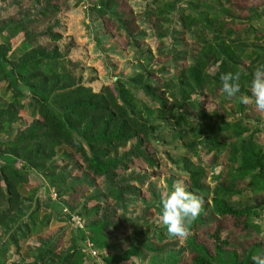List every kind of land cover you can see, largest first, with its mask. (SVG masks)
Masks as SVG:
<instances>
[{"label":"trees","instance_id":"1","mask_svg":"<svg viewBox=\"0 0 264 264\" xmlns=\"http://www.w3.org/2000/svg\"><path fill=\"white\" fill-rule=\"evenodd\" d=\"M231 1L226 0L229 10L234 8ZM116 5L115 0H96L91 15L103 22L104 30L108 23L118 32L125 31L123 36L127 40L131 34L127 32L128 27L132 24L128 21L132 19ZM218 6L228 15V8L221 3ZM40 8L41 17L59 13L51 0H45ZM250 11L252 15L257 11L264 17V6L262 11L253 8ZM150 15L155 26L161 25V20L157 19L168 21L160 10H153ZM249 15L248 11L243 20H248ZM30 18L26 14V22L0 21V227L4 228L7 237L0 246V264H6L11 251L16 252L24 264H85L87 258L95 264L90 255L86 257L82 252V242L89 241L96 249L104 251L109 247V238L126 236L123 225L118 222L110 224L106 213L99 220L97 216L93 221L88 219L83 230L77 228L66 251L57 254L59 244L54 241L39 248L24 249L30 239L46 233L54 221L52 219H59L57 217L64 211H75L64 199L74 192L77 179L58 170L57 164L73 160V154L78 156L82 169L86 171L82 184L94 189L95 180L103 179L108 187L105 197L113 200L116 209L124 210L126 202L133 203L124 200V195H131L135 188L128 184L122 189L113 181L116 172L130 168L134 160H141L146 167L157 168L153 158L143 151L144 145H150L160 124L168 122L171 126L168 131L181 143L179 152L189 171L188 189L203 201L200 216L189 224V230L197 231L200 226L211 223V219L205 217L207 211L212 220L214 218L212 222L216 221L213 233L208 236L213 244L212 252L205 244L199 243L194 234L187 239L184 252L189 257L188 264H253V256L264 254L261 244L247 246L239 238L237 241L224 238V229L219 223L221 219L229 218L236 228L250 231L254 212L251 208H239L233 204L242 199V193L235 188L243 184L248 191L264 193V152L252 138L250 118L244 116L233 123L226 121L235 113L233 108L224 106L236 102L241 96H251L249 88L253 73L264 65V45L254 43L249 46L241 40V19L223 22L213 18L210 35L196 36L190 41L188 50L181 54L191 56V63L176 72V84L166 82L160 90L141 72L128 81L116 79L112 86L95 91L82 84L80 76H75L83 66L69 59L72 45L60 47L62 36L53 32L57 24L46 29L44 35L52 45L43 47L36 42L32 28L25 26L27 22L32 23ZM180 21L183 28L178 35H183L194 27L197 19L189 9H184ZM230 24L236 27L231 28ZM20 34V49L11 53L9 45ZM254 40L260 43L262 38L255 36ZM215 66L213 74L209 73ZM228 72L239 74L241 92L224 100L214 112H208L204 102L197 99L214 100L224 94L220 77ZM132 90L143 93L155 107L139 104ZM239 111L244 112V105ZM21 113L32 119L29 124H21ZM255 120L259 123L258 116ZM260 126L259 123L255 134ZM131 141H134L133 149L117 158V152ZM200 145L207 152L225 150L226 153L229 170L223 179L225 184L220 182L212 191L203 183L206 178L203 168L191 165L192 158L197 159L200 155ZM31 173L47 183L44 188L55 189L56 200L48 198L42 203L37 198V189L26 188ZM135 181L143 182L141 179ZM93 197L96 202H103L102 198ZM99 212L100 208L89 210L85 202L77 215L95 217ZM152 213H156L154 208H146L140 221L141 228L138 220H125L126 225H131L129 228L136 227L129 249L123 255L113 254L109 259L105 258L104 264H122L132 257H141L145 251L159 257L177 247L173 242L176 238L165 236L167 232L162 224H158V227L162 226L161 230L154 229L157 240L155 247L151 245L149 233L153 227L148 221ZM71 216L68 213L62 218L72 220ZM109 227L111 231H108ZM169 260V264H186L185 258L178 255L169 257Z\"/></svg>","mask_w":264,"mask_h":264},{"label":"rangeland","instance_id":"2","mask_svg":"<svg viewBox=\"0 0 264 264\" xmlns=\"http://www.w3.org/2000/svg\"><path fill=\"white\" fill-rule=\"evenodd\" d=\"M115 1L116 6L120 7L122 13L132 19L130 21L127 20L128 22H132L128 27L127 32L130 31L131 34L127 40L123 36L125 35V31L118 32L108 23L104 30L102 26L103 22L95 20L94 15H91V9L96 0H51L52 5L57 6L59 13L52 12L46 17H41L39 14L41 9L40 4L44 5L45 0H39V2L38 0H0V21L11 20L14 22L23 20L26 22L27 20L24 19V16L26 14L30 15L32 23L27 22L25 26L32 28L37 37L36 42L43 47H50L52 45L50 40L44 35L46 29L57 24L53 32L60 33L62 36L60 47L72 45L69 59L83 66L77 71L75 76H80V82L95 91L105 86H112L116 79L128 81L132 76L141 72L145 76L150 77V81L156 84L155 86L160 88V90L163 89L166 82L167 84H176V72L191 63V56L184 57L181 54L184 50H188L190 41L196 36L206 33V36L210 35L209 33L212 30L210 24L213 22V18L223 22H229L232 18L241 19V25L239 26V29L242 30L239 32L241 40L249 43V46L255 45L254 43L264 45V17L257 11H254L255 13L252 15V11H250V8L262 11L264 0H232L233 10H229L230 6L226 0ZM218 3L228 8V15L224 14ZM237 3L241 7L240 9H238ZM184 9H189L192 16L197 19V22L190 31L183 35H178V32H182L183 28L180 15ZM153 10L162 11L163 16L168 21H164L161 18L157 19L161 20V25L157 24L155 26L154 20L150 17V12ZM248 11L250 12V18L243 20V16H246ZM230 26L231 28L236 27H233L231 24ZM255 36L259 39L262 38V41L260 43L255 42ZM21 42L22 35L20 34L9 45L10 52L14 53L16 52L15 50H19ZM216 67H211L209 73L213 74ZM132 94L139 104H146L150 108L155 107V104L140 91L136 92L132 90ZM226 99V95L221 94L214 100L212 98L206 100L204 97H199L197 100L198 102H204V107L208 112H214L216 108L222 105L221 103L224 104V100ZM242 105H244V112L241 113L239 110ZM224 106L226 108H233L232 110L235 113L234 117L226 118V121L233 123L244 116L248 119L250 118L252 138L264 152V112L257 110L254 104L242 103L240 99L234 103L228 102ZM256 116L259 117L261 126L258 129L259 132L255 134L259 124L255 120ZM20 118L23 125L29 124L32 120L23 113H21ZM168 130H171L170 123H161L160 128L155 132L151 144L144 145V150L142 149L147 156L153 158L158 166L157 168L146 167L145 163L141 160H134L130 168L125 171L116 172L117 176L114 177L113 181L122 187V189L128 184H131L135 188V191L131 195H124V200H131L133 202L130 204L126 202L124 210L116 209L113 200L105 197L108 187L103 179H94V189H89L88 187L91 186L82 184L84 183L82 181L85 180L83 176L86 174V171L82 169L83 164L78 156L73 154V160L69 162L62 161L57 164L58 170L77 179L73 185L74 192L64 199L70 206L75 208V211L71 212L64 209L67 211L63 210L64 212L61 216L57 217L59 219H52L54 221H51L46 233L30 239L24 244V249L39 248L40 245L48 241H54L59 244L57 254L61 251H66L71 245L72 238H74L78 229L72 220L63 219V215L70 213L72 218L78 216L82 220V224L83 222L86 224L88 219L93 221L97 216L96 219L99 220L106 213L110 219V224L118 222L121 226L123 225V230H126L125 237L120 238L121 236L119 235V238H116L117 236L109 238V247L104 248V251H107L106 258L109 259L113 254L123 255L129 249L133 239L132 232L136 228L134 225L129 228L128 226L131 225H126L125 220H138V225L141 228L142 223L140 221L146 208H154L156 211V213H152L148 221L150 227H153L149 233V241L155 247L154 244L157 239L154 229L161 230L162 228V226L158 227V224H161L160 200L162 196L166 195L177 181H183L186 186L188 185L189 171L184 158L179 152L181 146L180 140L173 139L171 132ZM133 143L134 141H131L126 148L121 149L119 153L117 152L116 157L118 158L123 153L125 154L130 149H133ZM84 147L86 148V145ZM202 148L204 146L200 145V155L197 159L192 158L191 165L193 164L194 168H203L206 175L203 183L212 191L220 182L221 184L224 182L223 179L226 171L229 170V165L226 162L225 150L207 152V149ZM135 179H141L143 182H136ZM46 184L40 177L31 173L26 188L28 190L37 189V198L42 203H46L48 198L56 200L57 192L54 191L53 187L48 188L49 190L44 188ZM87 184L89 183L87 182ZM235 189L242 193V199L240 202L234 201L233 204L239 208H251L254 212L250 221L251 229L245 232L239 227L236 228L229 218L226 220L221 219L219 223L224 229L222 236L228 238L230 241H237L239 238L247 246L254 243L264 246V193L255 194L250 189L249 191L246 190L243 184L236 186ZM93 196L102 198L103 202H96ZM210 199V197L207 199V203L210 202ZM85 202L89 210L100 208V212L95 217L93 215H88L87 217V214L77 215ZM125 210L127 211L126 216L124 215ZM205 217L210 218L211 223L209 222L200 226L197 228V231L194 229L190 231L188 225L189 234L186 237L172 236L176 238L173 242L177 243V247L168 251L167 254L157 257L150 254L149 251H145L141 257H132L129 261L122 264H169V257L175 255L185 258V263L188 264L189 257L184 251L186 250L187 239L192 234L196 236L199 243L205 244L212 252L213 244L208 236L213 233L216 221L212 222L214 218L212 220L209 211L205 213ZM142 228L144 229L145 227L142 226ZM108 231H111L110 227ZM165 236H168V234L165 233ZM78 240H81L80 237H78ZM5 241H7L6 232L3 227H0V246ZM82 243L80 244L82 252L88 257L87 255L90 254L86 249L87 244L90 242ZM90 257L92 256L90 255ZM84 263L91 264V261L87 258L84 259ZM6 264L24 263L23 261L21 262V258L16 252L11 251Z\"/></svg>","mask_w":264,"mask_h":264},{"label":"clouds","instance_id":"3","mask_svg":"<svg viewBox=\"0 0 264 264\" xmlns=\"http://www.w3.org/2000/svg\"><path fill=\"white\" fill-rule=\"evenodd\" d=\"M222 92L227 98H233L241 92L240 76L228 72L220 77ZM251 96H241L244 104H254L255 108L264 112V65L253 73L250 82ZM202 199L191 192L183 181H177L172 189L160 200V223L166 228L167 234L175 237H186L188 225L200 214ZM253 264H264V254L252 257Z\"/></svg>","mask_w":264,"mask_h":264},{"label":"built area","instance_id":"4","mask_svg":"<svg viewBox=\"0 0 264 264\" xmlns=\"http://www.w3.org/2000/svg\"><path fill=\"white\" fill-rule=\"evenodd\" d=\"M82 220L79 217H73L72 222L73 224L80 230L84 229V222L82 224ZM88 253L92 256L95 260V264H104V259L106 258L107 251H99L96 249L91 243L87 244Z\"/></svg>","mask_w":264,"mask_h":264},{"label":"crops","instance_id":"5","mask_svg":"<svg viewBox=\"0 0 264 264\" xmlns=\"http://www.w3.org/2000/svg\"><path fill=\"white\" fill-rule=\"evenodd\" d=\"M17 52V50H15Z\"/></svg>","mask_w":264,"mask_h":264}]
</instances>
